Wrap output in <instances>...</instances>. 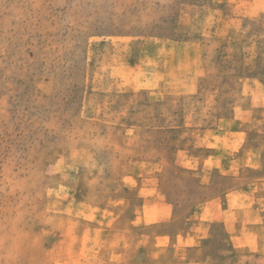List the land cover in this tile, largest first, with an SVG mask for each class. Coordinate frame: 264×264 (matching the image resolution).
Returning <instances> with one entry per match:
<instances>
[{
  "label": "rangeland",
  "instance_id": "1",
  "mask_svg": "<svg viewBox=\"0 0 264 264\" xmlns=\"http://www.w3.org/2000/svg\"><path fill=\"white\" fill-rule=\"evenodd\" d=\"M215 149L264 162V0H0V264L264 263L186 244Z\"/></svg>",
  "mask_w": 264,
  "mask_h": 264
},
{
  "label": "crops",
  "instance_id": "2",
  "mask_svg": "<svg viewBox=\"0 0 264 264\" xmlns=\"http://www.w3.org/2000/svg\"><path fill=\"white\" fill-rule=\"evenodd\" d=\"M228 135L226 142L235 149L234 144L239 143L242 132L234 130ZM212 138L216 142L217 136ZM213 145L216 148V143L207 147ZM221 154L227 152L212 150L201 163V173L209 174L212 179L216 171L223 189L198 204L191 218L185 215V221L190 222L185 229H194L187 233L186 244L195 246L199 238L210 234L207 230L200 236L201 229H214L219 224L228 237L234 256L264 260V162L254 149H247L239 159L227 156L220 159Z\"/></svg>",
  "mask_w": 264,
  "mask_h": 264
}]
</instances>
